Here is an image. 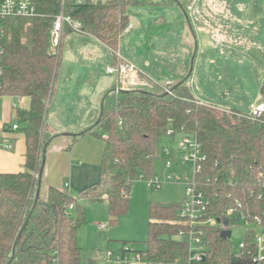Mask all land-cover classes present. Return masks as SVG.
Returning <instances> with one entry per match:
<instances>
[{"label":"trees","instance_id":"obj_1","mask_svg":"<svg viewBox=\"0 0 264 264\" xmlns=\"http://www.w3.org/2000/svg\"><path fill=\"white\" fill-rule=\"evenodd\" d=\"M32 1L37 14L9 19L3 43V94L28 98L31 107L17 111L27 141L26 170L0 175V264H82L78 231L87 222V205L106 203L109 226L116 225L129 211L134 183L153 177L160 142L169 129L194 136L201 145L206 160L197 180L209 200L207 217L224 219L230 209L247 215L249 221L264 214V112L252 118L201 104L186 81L167 86L171 94L161 86L154 92L117 93L116 86L108 90L96 124L74 135V141L89 135L104 140L99 182L78 198L51 187L33 210L45 147L56 137L47 124L48 103L59 80L64 39L76 33L66 27L60 46L54 48L51 32L56 18L64 14L80 22V34L100 41L118 60L122 34L130 25L129 11L145 0ZM259 96L264 104V81ZM182 204L152 203L146 249H123L121 255L140 254L145 264L186 261L188 245L179 238L187 227L179 217ZM72 205L75 211L69 215ZM208 236L209 254L203 264L241 263L219 229H208Z\"/></svg>","mask_w":264,"mask_h":264},{"label":"rangeland","instance_id":"obj_2","mask_svg":"<svg viewBox=\"0 0 264 264\" xmlns=\"http://www.w3.org/2000/svg\"><path fill=\"white\" fill-rule=\"evenodd\" d=\"M131 10L129 28L132 30L123 32L119 52L149 74V86L137 89L154 92L157 86L167 87L180 80L186 81L208 105L246 113L261 105L264 0H145ZM113 61L114 54L98 40L71 34L65 41L61 67L65 74L59 76L48 103L47 124L50 125L51 108L75 104L73 97L76 102L86 101L97 109V122L104 94L117 84L116 76L107 73V67L115 66ZM80 71L86 74L88 83L74 90L76 87L69 82V76ZM74 104L70 107L79 108V104ZM84 113L70 114L68 118L65 115L64 120L80 123ZM182 141L181 134L161 140V155L153 177H143L134 183L129 211L116 225L109 226V208L105 203L87 205V222L78 231L82 264L95 259L96 264H106L107 251L117 257L123 249H146L150 205L184 202L186 184L194 177L193 163H182ZM165 150L174 153L170 167L166 166ZM152 182L159 187L153 188ZM71 193L76 198L80 196L79 191ZM72 206L69 215L74 214ZM230 229V241L237 252L242 240L256 226L246 221L233 222Z\"/></svg>","mask_w":264,"mask_h":264},{"label":"built area","instance_id":"obj_3","mask_svg":"<svg viewBox=\"0 0 264 264\" xmlns=\"http://www.w3.org/2000/svg\"><path fill=\"white\" fill-rule=\"evenodd\" d=\"M141 2L144 0H135ZM37 14V9L32 0H0V95L5 90V68L4 60V39L6 36V24L9 19L14 17H33ZM69 27L76 33L82 32V24L64 14L58 16L53 24L51 32V43L54 48H58L62 42L65 28ZM131 28L126 29V33L131 31ZM119 62L114 67H109L107 73L115 75L117 78L116 92L128 91L132 89L147 87L150 84V78L147 74L142 72L133 63L123 59L120 52L117 53ZM167 93L171 91L164 87ZM264 112V104L257 106L250 114L252 118H258ZM19 126L14 125L13 130H18ZM176 135L173 129L167 131L168 137ZM183 135V141L180 144V152L182 154V163L188 165L193 163L194 177L186 184V199L184 200L179 212L180 219L186 224V228L179 232V238L188 245L187 260L175 261L171 264H203L205 263L209 254V236L208 229H219L221 233L224 230H231V224L234 220L241 224L243 221L253 223L256 229L251 231L242 240L239 250L235 253V257L241 261L240 264H264V214L262 216H255L252 221L248 220L247 215L242 212L238 213L234 209H230L226 215L229 219V225L226 226L224 219H217L215 217H207L209 208V200L202 189L200 182L197 180L198 173L202 170V164L206 157L201 153V145L198 140L191 135ZM166 160V166H171V160H174V153L171 150L163 152ZM69 187L68 184H66ZM151 186L159 187L156 182H152ZM240 206V204H239ZM71 206L70 208H72ZM240 221L237 222V218ZM99 229H103L99 226ZM253 233V234H252ZM232 236V235H231ZM231 237L227 240H230ZM106 264H130L136 262L138 264H145L142 262L140 254L131 256L119 255L114 256L113 253L107 251L104 255Z\"/></svg>","mask_w":264,"mask_h":264},{"label":"crops","instance_id":"obj_4","mask_svg":"<svg viewBox=\"0 0 264 264\" xmlns=\"http://www.w3.org/2000/svg\"><path fill=\"white\" fill-rule=\"evenodd\" d=\"M79 35L93 38L86 34L79 33ZM69 36H71V34ZM69 36H67L66 39ZM66 39H64V50ZM121 56L124 60L130 62L122 54ZM115 61L117 63L119 62V60H115L114 58L113 64H115ZM108 68L109 67H107V69ZM140 70L149 75L144 70ZM60 73L62 77L63 74H65L63 70ZM91 79L92 76L90 75L89 83ZM69 82L76 87L74 90H77L83 85L87 86L86 84L88 83L87 76L82 73V71L70 75ZM115 86L116 84L113 87ZM79 93L83 94L84 91H80ZM193 93L201 104L217 107L226 111L235 110L205 104L194 91ZM71 100H73L75 104L70 103L71 105L67 104V106L51 108L49 127L56 137L52 140L47 149L46 166L41 188V197L43 199L48 197V191L51 187L65 190L73 195L71 192H81L88 186L98 183L101 177L100 166L105 149L104 140L89 135L82 137L78 141H74V135L79 134L96 124L95 118L97 117V109L92 107V104H87L86 101L83 103L76 102L74 97ZM73 104L75 106L79 104V108L77 106L76 109L70 107L73 106ZM30 107L31 102L28 98L14 97L5 94L0 95V175L21 173L26 170L27 141L25 134L21 130L22 125L19 122L17 111H28ZM81 111H85L82 122L79 123L64 120L65 115L66 118H68L67 116L70 114L77 116ZM237 111L243 112L241 110ZM243 113L250 114L251 111L249 113ZM14 125H18L20 128L18 130H13ZM66 184H68L69 187H67ZM130 264L138 263L131 262Z\"/></svg>","mask_w":264,"mask_h":264},{"label":"water","instance_id":"obj_5","mask_svg":"<svg viewBox=\"0 0 264 264\" xmlns=\"http://www.w3.org/2000/svg\"><path fill=\"white\" fill-rule=\"evenodd\" d=\"M101 107H103V103H102ZM49 145H50V143L47 144V146L45 147V151H44L43 164H42L41 171H40V174H39V185H38L37 194H36V202H35V205H34L33 210L36 208L37 203L39 201V198L41 196V188H42L43 174H44V170H45V166H46V152H47V149H48ZM239 221H240V218L238 217L237 218V222H239ZM223 223L226 226H228L229 225V219L228 218L224 219ZM231 235H232V231L231 230H224L221 233V238L224 239V240L225 239H229L231 237Z\"/></svg>","mask_w":264,"mask_h":264}]
</instances>
